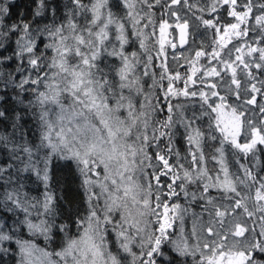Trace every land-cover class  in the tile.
I'll return each mask as SVG.
<instances>
[{
    "label": "snow or ice",
    "instance_id": "1",
    "mask_svg": "<svg viewBox=\"0 0 264 264\" xmlns=\"http://www.w3.org/2000/svg\"><path fill=\"white\" fill-rule=\"evenodd\" d=\"M69 3L0 0V264H264V0Z\"/></svg>",
    "mask_w": 264,
    "mask_h": 264
},
{
    "label": "trees",
    "instance_id": "2",
    "mask_svg": "<svg viewBox=\"0 0 264 264\" xmlns=\"http://www.w3.org/2000/svg\"><path fill=\"white\" fill-rule=\"evenodd\" d=\"M87 2H88V0H85V3H87ZM115 2H116V0H113V3H115ZM207 2H208V0H198V3L200 4L201 7L205 6V4ZM46 3L49 5V8L47 10L48 14L43 18H37L38 20H40V19H43L45 21L50 20L52 18L51 17V8L54 7L56 9L57 22L59 23L61 20H64L66 18V12H67L68 8L73 7L69 3V0H46ZM37 4H38V0H12L11 15L5 18L6 22L8 24H11L13 22H17L20 19V13L21 12L24 13L23 19L25 21L31 20L32 19V13H33L35 7L37 6ZM66 5H67V7H66ZM113 11L114 12L119 11V14H123L122 8H120L119 10L114 8ZM160 15H161V10L159 8H157L156 9V18L159 19ZM224 15L226 17V13H224ZM189 16H191V13H189ZM165 18H167V17H165ZM77 19L80 23H83V17H78ZM192 20H193V23H198L197 21H195L194 17H192ZM199 31H200V33H203L205 30L201 27ZM202 38L207 43H209V44L211 43L210 36L202 37L201 35H197L195 38L197 47L199 46ZM15 39H16V37L14 36L12 38V40L9 42V44L6 45L7 52L4 53L6 56H12L13 55V50L15 48ZM178 51L184 52L185 55L190 54L188 52H185L184 49H178ZM169 52H171V49H169ZM192 54L194 55V53H192ZM169 62L172 64L175 63L174 61H171V58H169ZM7 63H8V67L6 69H4L5 74H7V72H9V71L12 72L13 74H16V65L19 62L15 61V58H14L13 61H9ZM181 71H183V69H181ZM253 71H255V70H253ZM17 79H19L18 76H17ZM165 83H167V81H165ZM4 91H6V93H7V95H6L7 103L3 104L2 107H0V110H3L5 108L9 109L10 115H9V119L7 121H5L4 123H0V134L11 135L13 132L12 123L16 120L17 115H19L20 121L18 122L17 126L20 128V132L25 131L27 128H31V129H33V132L29 134V138L35 139L38 136V132L36 131V122L33 120L31 114L24 110V105H26L28 103V98H30L31 94L25 93L21 97L22 99H24V105H21L20 103H18V101L16 99H14L18 90H14L11 87H9L7 90L0 88V92H4ZM181 100L183 102V98H181ZM194 104H195V110L198 112L199 111V104H198V102H194ZM12 109H15V111H12ZM192 111H193V105L189 104L187 109H186L187 115H191ZM20 125H23V127H20ZM16 138L17 139L20 138L19 133H17ZM258 147H259V151L257 152L256 155L259 159V165L257 168L253 169V171H258L259 174L264 175V146H258ZM251 163H256V161L251 160ZM249 166H251V165H249ZM162 179L166 180V178H162ZM28 186H29V190L31 191V194H33V195H37L39 193V191L42 190V189H37L35 185L31 184V182H28ZM181 202H183V201L181 200ZM197 211H199V209H197ZM73 231H75L74 228H73Z\"/></svg>",
    "mask_w": 264,
    "mask_h": 264
}]
</instances>
